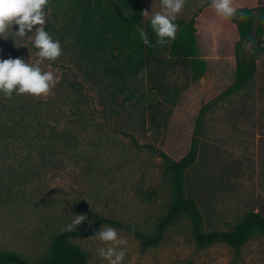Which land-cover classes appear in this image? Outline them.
I'll use <instances>...</instances> for the list:
<instances>
[{"label": "rangeland", "instance_id": "1", "mask_svg": "<svg viewBox=\"0 0 264 264\" xmlns=\"http://www.w3.org/2000/svg\"><path fill=\"white\" fill-rule=\"evenodd\" d=\"M62 1L61 9L67 3ZM53 5L49 0L44 27L60 41L62 55L40 67L54 73L55 86L46 96L0 94V253L41 261L74 214L88 217L76 229L103 217L154 236L175 199V177L164 155L179 162L191 150L197 158L184 174V192L197 202L205 232L233 230L251 212L264 216V50L253 80L226 94L235 80L237 53H254L253 45L237 49L236 22L251 9L254 37L264 0H232V18L220 16L210 0H185L176 19L196 17L204 77L167 65L139 72L122 91L111 77L86 78L69 60L49 30L60 28L65 17ZM143 9L151 19L162 11L161 0H143ZM12 36L9 29L0 39V58L35 63L32 38L17 39L16 45ZM106 226L125 241L122 264H264L259 232L239 250L223 242L200 248L192 221L183 215L158 247L144 248L136 235ZM70 242L87 253L88 264H108L98 251L105 242Z\"/></svg>", "mask_w": 264, "mask_h": 264}, {"label": "trees", "instance_id": "2", "mask_svg": "<svg viewBox=\"0 0 264 264\" xmlns=\"http://www.w3.org/2000/svg\"><path fill=\"white\" fill-rule=\"evenodd\" d=\"M54 0L56 10H64L65 17L61 27L53 29L59 36L69 60L76 68L85 72L86 78L92 76L111 77L121 91L128 89L129 80L144 70L163 69L167 65L181 66L191 69L199 79L207 71V64L199 56L198 31L196 17L190 20L176 19L179 25L176 38L168 44L159 46L157 37L151 29L150 20L145 19L143 0ZM211 1V0H210ZM264 11V10H263ZM240 41L237 49L246 41H255L254 53L242 56L237 53L235 80L226 91L236 93L249 84L257 71V60L264 50V14L260 18L258 30L253 37L254 13L245 8L240 21H237ZM143 28L153 46L143 43L139 29ZM70 86L76 90V86ZM130 96L127 99H130ZM27 108H20L17 114ZM22 117H28L23 113ZM27 118V123L28 122ZM42 144V143H37ZM36 144V145H37ZM166 169L175 177V199L169 213L160 221L154 236L149 237L120 222L98 217L84 229L62 230L55 236L48 254L39 262H30L14 251L0 253V264H88L87 253L79 246L70 242L71 238H92L102 225L121 227L142 241L144 248L158 247L169 227L179 217L187 215L193 223L196 242L200 248H207L215 243L223 242L232 248L241 249L256 233L264 234V216L251 212L235 229L230 231L205 232L203 217L197 202L187 198L184 192V174L197 158L195 150L179 162H173L165 156Z\"/></svg>", "mask_w": 264, "mask_h": 264}, {"label": "clouds", "instance_id": "3", "mask_svg": "<svg viewBox=\"0 0 264 264\" xmlns=\"http://www.w3.org/2000/svg\"><path fill=\"white\" fill-rule=\"evenodd\" d=\"M49 0H0V39H5L9 29L12 30L13 40H23L30 36L33 46L38 50L39 59L29 63L17 57L0 58V94L6 98L16 95L30 94L33 96L48 95L56 84L57 78L52 71H44L40 67L45 60L55 61L62 55L59 40L46 31V11ZM185 0H161L162 11L151 15L150 25L157 37L156 44L163 46L176 38L179 25L174 21L177 14L184 8ZM211 7L225 18L237 15L232 0H211ZM145 14H148L145 12ZM243 16V13H240ZM14 25L18 29L14 30ZM35 26V27H34ZM140 38L145 45L153 46L143 28L139 29ZM23 45V44H21ZM253 42L246 41L245 47L252 48ZM88 219L87 215L74 214L71 223L66 225V231H72ZM105 242L106 246L98 249L102 258L108 264H122L126 249L121 247L125 243L119 237L118 231L112 226L102 225L101 229L92 237Z\"/></svg>", "mask_w": 264, "mask_h": 264}]
</instances>
